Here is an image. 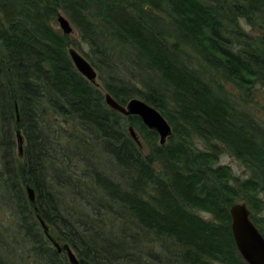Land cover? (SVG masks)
Returning a JSON list of instances; mask_svg holds the SVG:
<instances>
[{
    "label": "trees",
    "instance_id": "1",
    "mask_svg": "<svg viewBox=\"0 0 264 264\" xmlns=\"http://www.w3.org/2000/svg\"><path fill=\"white\" fill-rule=\"evenodd\" d=\"M60 10L95 55L98 87L68 56L75 41L49 24ZM220 79L246 102L264 89V0H0V204L16 227L0 238V264H69L37 216L79 264H246L228 210L245 202L264 236V125ZM106 92L153 106L173 136L160 146ZM192 138L208 148L192 150ZM222 151L248 176L207 164Z\"/></svg>",
    "mask_w": 264,
    "mask_h": 264
},
{
    "label": "water",
    "instance_id": "2",
    "mask_svg": "<svg viewBox=\"0 0 264 264\" xmlns=\"http://www.w3.org/2000/svg\"><path fill=\"white\" fill-rule=\"evenodd\" d=\"M59 29L63 34L69 36L72 34V28L69 21L62 15L58 16ZM68 56L78 73L89 81L92 85L99 86L97 82V71L94 70L91 64L82 57L79 52L73 47H68ZM103 100L106 106L112 111L119 112L124 117L136 116L145 126L148 131H154L158 136L159 145H165L173 136V130L168 121L165 120L162 114L153 106L148 105L145 101L137 98H131L125 105H121L115 101L109 93L104 94ZM17 113V109L15 110ZM18 121V116L17 120ZM128 132L135 143L141 147L138 140L137 133L132 126H129ZM17 157H21L23 153L24 137H22L19 130L15 131ZM27 199L30 203H35V193L28 185L25 187ZM230 213V229L233 235L234 245L238 255L246 264H264V236L259 232L254 223H252L250 216L251 212L246 203L234 204L229 207ZM37 221L40 224L41 230L44 233L46 240L52 244L57 253H66L69 264H79L76 255L70 249L68 244H59L55 241L48 230V226L43 220L37 216Z\"/></svg>",
    "mask_w": 264,
    "mask_h": 264
},
{
    "label": "rangeland",
    "instance_id": "3",
    "mask_svg": "<svg viewBox=\"0 0 264 264\" xmlns=\"http://www.w3.org/2000/svg\"><path fill=\"white\" fill-rule=\"evenodd\" d=\"M60 15L66 18V16L60 10L54 16L52 15L49 16L48 21L51 27L61 34L63 32L61 29H59L58 18H57ZM66 19L68 20V18ZM69 24L71 28L73 29L72 34L69 35V37L70 39H73L75 41L74 44L76 43L78 47V48L75 47V45L73 44L71 48L73 47L74 49H76L79 52V54L85 59L87 58L86 55H88L90 59H92L93 61H96L95 55L91 53L92 51L89 48V44L86 43L83 40V38L80 37L78 30L74 27V25L70 21H69ZM185 53L189 56L191 64L197 67L201 71L202 75H205L208 80L212 81V79L214 78L213 72L211 73L208 67H206L203 64L202 59L199 58V56L195 54L194 52H192L191 50L190 51L187 50V52ZM220 84L222 85L221 90H223V92H225L227 95L231 96L232 98L240 101V104L244 106L245 110H247L250 113V115L254 116L256 119L259 120L261 124L264 125V89H262L258 85L251 88L249 94L252 96V101L246 102L244 101V98L243 99L241 98L243 96L242 92L237 89L236 85H233L230 81H226L224 79L223 80L220 79ZM133 129L137 133L138 140L141 143L142 149L144 151H147L148 145L145 142L144 138L141 136V134H139V132H137L135 128ZM13 138H14V135H13ZM190 140H191L192 150L205 151L206 148H208L207 145H205L201 140H198L197 138H192ZM0 142H1V139H0ZM218 146L220 145L218 144ZM14 148H15V154H17L16 138H14ZM207 164H212V166L214 167L218 166V167L228 168V170H230L234 178L241 179V178H245L246 176H248V172L247 170H245L242 164L238 160L234 159L227 151L226 152L222 151L221 153H219L218 157L216 158V161L210 160L208 158ZM156 166L157 168L160 169L159 165H156ZM1 167L2 166H1V160H0V169ZM65 203L66 205L69 204V200H66ZM239 203H245V202L241 200L239 201L236 200L234 201L232 205L239 204ZM197 213L200 216H202L205 220L207 221L211 220V216L209 214H205L201 211H197ZM250 219H251V216H250ZM15 230H16V227L12 221V217L10 216L9 212L1 208V204H0V238H5L6 236L14 235L13 233ZM0 250H1V247H0ZM23 254H28V253H23ZM30 260L32 261V259Z\"/></svg>",
    "mask_w": 264,
    "mask_h": 264
},
{
    "label": "flooded vegetation",
    "instance_id": "4",
    "mask_svg": "<svg viewBox=\"0 0 264 264\" xmlns=\"http://www.w3.org/2000/svg\"><path fill=\"white\" fill-rule=\"evenodd\" d=\"M1 135H2V131L0 130V139H2V138H1Z\"/></svg>",
    "mask_w": 264,
    "mask_h": 264
},
{
    "label": "bare ground",
    "instance_id": "5",
    "mask_svg": "<svg viewBox=\"0 0 264 264\" xmlns=\"http://www.w3.org/2000/svg\"><path fill=\"white\" fill-rule=\"evenodd\" d=\"M15 134V133H14Z\"/></svg>",
    "mask_w": 264,
    "mask_h": 264
}]
</instances>
